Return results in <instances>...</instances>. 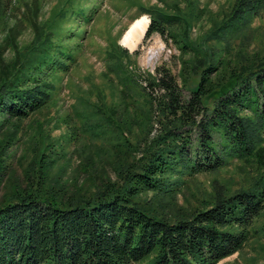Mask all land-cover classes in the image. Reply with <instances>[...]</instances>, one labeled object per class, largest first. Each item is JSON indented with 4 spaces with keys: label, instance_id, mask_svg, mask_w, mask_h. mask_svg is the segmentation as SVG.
Returning a JSON list of instances; mask_svg holds the SVG:
<instances>
[{
    "label": "trees",
    "instance_id": "1",
    "mask_svg": "<svg viewBox=\"0 0 264 264\" xmlns=\"http://www.w3.org/2000/svg\"><path fill=\"white\" fill-rule=\"evenodd\" d=\"M140 10L150 18L143 40L158 33L179 49L178 75L158 66L147 72L145 85L133 74V84L122 81L144 94L133 117L141 132L135 142L124 135L133 123L99 112L98 130L116 139L109 146L125 148L115 162L116 178H105L92 192L46 181L44 150L60 144L38 133L34 146L44 147L37 174L25 185L13 183L0 199V264H218L245 245L264 210V50H246L264 0H234L195 40L191 29L202 16L195 0ZM52 19L46 28L33 21L35 36L23 48L13 27L0 43V188L5 147L20 141L22 121L50 102L60 80L51 77L62 64L66 68L61 38L69 25ZM6 48L10 58L3 56ZM232 161L251 171L246 184L232 192L214 186L201 206L159 214L158 207H166L162 199H174L187 179ZM148 192L151 197L141 200Z\"/></svg>",
    "mask_w": 264,
    "mask_h": 264
},
{
    "label": "rangeland",
    "instance_id": "2",
    "mask_svg": "<svg viewBox=\"0 0 264 264\" xmlns=\"http://www.w3.org/2000/svg\"><path fill=\"white\" fill-rule=\"evenodd\" d=\"M174 1L181 7L187 3V0H0L5 3L4 9H0V43L13 27L16 45L23 48L35 36L32 22L44 24L46 28L45 24L53 17L66 20L70 32L66 39L61 38V60L66 68L62 64L61 71L51 77V80L60 78L56 83L58 88L44 108L22 121L20 141L5 147L2 153L6 173L0 199L13 183L25 185L28 176L37 174L39 153L44 147L34 146L39 132L48 133L60 144L46 146L44 150L40 165L48 162L46 181L69 191L89 193L105 178H116L115 162L123 160L121 152L125 147L109 146L116 139L112 131L102 134L98 130L96 122H103L99 112L112 111L116 119L133 123L125 125L124 135L137 141L141 132L133 117L144 106V94H139V87L131 91L122 81L133 84L129 80L133 74L139 84L145 85L147 72L154 74L158 66L168 67L176 75L180 67L176 44L171 39L165 41L158 33L145 40L143 36L135 50L125 48L120 41L139 18L146 17L149 24L148 14L139 16L141 6L169 9ZM195 1L202 16L191 29L193 40L210 27L211 16L221 17L234 0ZM247 33L251 34L246 49L249 55L264 50V10L252 19ZM118 45L127 53H123ZM3 56L10 58L12 50L6 48ZM121 60L122 64H119ZM189 88L184 91L188 92ZM250 172L240 161H232L217 171L198 173L186 180L174 199H162L166 207H158V212L168 215L178 206L186 210L201 206V200L210 197L214 186L221 185L232 192L246 184ZM140 196L141 200L148 199L151 193ZM218 264H264V210L249 227V237L243 248Z\"/></svg>",
    "mask_w": 264,
    "mask_h": 264
},
{
    "label": "bare ground",
    "instance_id": "3",
    "mask_svg": "<svg viewBox=\"0 0 264 264\" xmlns=\"http://www.w3.org/2000/svg\"><path fill=\"white\" fill-rule=\"evenodd\" d=\"M148 26V19L141 17L134 21L124 33L120 43L129 50H135L142 40Z\"/></svg>",
    "mask_w": 264,
    "mask_h": 264
}]
</instances>
